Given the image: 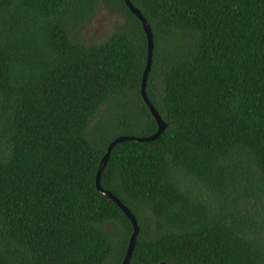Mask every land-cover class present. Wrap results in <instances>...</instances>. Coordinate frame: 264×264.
Segmentation results:
<instances>
[{"label":"trees","instance_id":"obj_1","mask_svg":"<svg viewBox=\"0 0 264 264\" xmlns=\"http://www.w3.org/2000/svg\"><path fill=\"white\" fill-rule=\"evenodd\" d=\"M129 3L165 129L100 174L128 264H264V0ZM99 4L123 23L83 45ZM145 61L123 0H0V264L121 263L93 183L156 130Z\"/></svg>","mask_w":264,"mask_h":264},{"label":"water","instance_id":"obj_2","mask_svg":"<svg viewBox=\"0 0 264 264\" xmlns=\"http://www.w3.org/2000/svg\"><path fill=\"white\" fill-rule=\"evenodd\" d=\"M124 6L129 10V12L139 21L141 24V31L144 34L145 41H146V61L144 69L141 73V79H140V86H139V96L141 98V101L145 104V106L148 109V112L151 116V118L154 120L156 125L155 132L148 136V137H134V136H118L114 138L112 141H110L104 151V154L102 155L98 167L96 169V173L94 176V189L101 195L107 197L110 201L114 203L116 207L121 211V213L124 215L126 220L129 222L131 226V233L128 237L125 253L121 260L120 264H128V261L131 257V253L134 247L135 239L138 233V226L136 224V220L134 216L131 214V212L121 204L119 200H117L114 196H112L108 191L102 189L100 187V174L105 166V163L108 159L109 153L111 149L118 143L121 142H139V143H145L156 140L164 131L165 124L161 121L158 114L155 112V110L152 108L151 104L148 102L146 95H145V83L146 78L149 72L150 63H151V52L153 49V43H152V33L145 22V20L141 17L139 11L132 7V5L129 3V0H123Z\"/></svg>","mask_w":264,"mask_h":264},{"label":"rangeland","instance_id":"obj_3","mask_svg":"<svg viewBox=\"0 0 264 264\" xmlns=\"http://www.w3.org/2000/svg\"><path fill=\"white\" fill-rule=\"evenodd\" d=\"M122 23L121 16L116 13H109L106 8L99 4L92 17L78 33V41L83 45L101 42ZM108 106L105 107L108 109ZM103 230L115 241L119 233L118 228L113 224H105Z\"/></svg>","mask_w":264,"mask_h":264}]
</instances>
